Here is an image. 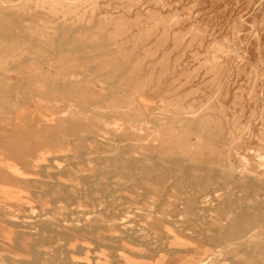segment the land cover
<instances>
[{
  "label": "rangeland",
  "instance_id": "374dc122",
  "mask_svg": "<svg viewBox=\"0 0 264 264\" xmlns=\"http://www.w3.org/2000/svg\"><path fill=\"white\" fill-rule=\"evenodd\" d=\"M170 151L163 195L142 174ZM263 183L264 0H0V264H239Z\"/></svg>",
  "mask_w": 264,
  "mask_h": 264
},
{
  "label": "bare ground",
  "instance_id": "6f19581e",
  "mask_svg": "<svg viewBox=\"0 0 264 264\" xmlns=\"http://www.w3.org/2000/svg\"><path fill=\"white\" fill-rule=\"evenodd\" d=\"M65 7V6H64ZM56 38V37H55ZM13 39V38H12ZM57 42V41H56ZM61 44H63V43H61ZM47 45V44H46ZM57 46H59V45H57ZM80 46V45H79ZM78 47V46H77ZM68 48V47H67ZM49 49V48H48ZM45 50V49H44ZM73 50V49H72ZM24 52V51H23ZM32 52V51H31ZM31 56H29V58H30ZM33 57V56H32ZM36 58V57H35ZM96 59V58H95ZM22 61H26V58L24 57V58H22L21 59ZM16 66V65H15ZM70 67V66H69ZM90 67V66H89ZM13 68V67H12ZM4 70V69H3ZM37 71V70H36ZM4 72V71H3ZM105 73V72H104ZM4 74V73H3ZM74 74V73H73ZM99 74V73H98ZM6 76V75H5ZM73 78V77H72ZM113 85V84H112ZM61 87V86H60ZM120 87V86H119ZM23 89V88H22ZM37 93V92H36ZM262 94V93H261ZM106 96V95H105ZM17 99V98H16ZM24 100V99H23ZM2 101V100H1ZM208 101V100H207ZM21 102V101H20ZM10 104V103H9ZM48 104H50V103H48ZM80 105V104H79ZM83 105V104H82ZM89 106V105H88ZM91 106V105H90ZM71 107V106H70ZM74 107V106H73ZM83 107V106H82ZM117 107V106H116ZM89 108V107H88ZM95 108V107H94ZM63 109V108H62ZM67 109V108H66ZM66 109H65V111H66ZM113 109V108H112ZM119 109V108H118ZM70 110V109H69ZM74 110V109H73ZM65 111H63V112H65ZM68 111V110H67ZM118 111H121V110H118ZM190 111H192V110H190ZM189 111V112H190ZM77 112V111H76ZM129 112V111H128ZM131 112V111H130ZM188 112V111H187ZM194 112V111H193ZM68 113V112H67ZM69 113H70V111H69ZM68 113V114H69ZM87 113H89V112H87ZM115 113V112H114ZM123 113H125V114H128L126 111H123ZM144 114V113H143ZM95 115V114H94ZM117 115V114H116ZM122 115V114H121ZM125 116V115H124ZM142 116H144V115H141V117ZM190 116H192V114L190 115ZM101 117V116H100ZM127 117V116H126ZM134 117H136V116H130L129 115V117H128V119H129V121L128 122H130L131 123V126H135L136 125V120L134 119ZM95 119V118H94ZM206 119V118H205ZM85 120V119H84ZM96 121V120H95ZM190 121V120H189ZM191 121H193V120H191ZM197 121H200V119H198ZM202 121H203V117H202ZM102 122V121H101ZM107 122V121H106ZM201 122V121H200ZM203 122H205V120L203 121ZM203 122H201V125H202V123ZM183 123V122H182ZM185 123H187V122H185ZM184 124V123H183ZM193 124V123H192ZM80 125V124H79ZM188 125V124H187ZM204 125V124H203ZM157 126V125H156ZM200 126V124L197 126V127H199ZM205 126V125H204ZM207 126V125H206ZM187 127V126H186ZM194 127V126H193ZM96 128V127H95ZM200 128V127H199ZM84 129V128H83ZM190 130H191V128H190ZM108 131V130H107ZM194 131V130H193ZM190 132V131H189ZM105 133V132H104ZM110 133H112V132H110ZM197 133V132H196ZM84 134V133H83ZM90 135H92V134H90ZM92 137H94V136H92ZM184 138H185V136H184ZM70 139H72V138H70ZM74 139V138H73ZM76 139H78V138H76ZM89 139H92V138H89ZM104 139V138H103ZM186 139V138H185ZM8 140V139H7ZM118 141H121V143L123 144V145H125L126 147H128V149H130L131 148V141H129V139H125V138H123V139H121V140H118ZM123 141H127V142H123ZM129 141V142H128ZM183 141H185V140H183ZM182 141V142H183ZM71 142H72V140H71ZM74 142V141H73ZM187 142V141H186ZM188 143V142H187ZM186 143V144H187ZM7 144V143H6ZM179 144H181V143H179ZM184 144V143H183ZM123 145H122V147H123ZM167 145V144H166ZM182 146V145H181ZM184 146V145H183ZM188 147V146H187ZM119 148V147H118ZM181 148L182 147H180V148H178V149H180L181 150ZM165 149V148H164ZM163 149V150H164ZM176 149V148H175ZM103 150V149H102ZM117 150V149H116ZM120 150V149H119ZM123 150H124V148H123ZM173 151H174V149H172ZM180 150H178V151H180ZM185 150V149H184ZM118 151V150H117ZM176 151H177V149H176ZM183 151V150H182ZM187 151V150H186ZM193 151H194V149H193ZM193 151H189V152H191L192 154L190 155V156H192L193 155ZM113 152V151H112ZM112 152H111V156H112ZM121 152L122 153H120L119 151H118V154L120 153V154H124L123 152L124 151H122L121 150ZM104 153V152H103ZM116 153V152H115ZM127 153V152H126ZM182 153V152H181ZM188 153V152H187ZM195 153V152H194ZM55 154V153H54ZM117 154V153H116ZM115 154V155H116ZM117 154V155H118ZM119 154V155H120ZM167 156H164V157H162V159L160 160V161H153V163L151 164L152 166L147 170V172H145L146 173V175H143L142 174V176H145V178H147L153 185H154V189L156 190V191H158V192H161L163 195H166V194H168L169 193V191H170V189H171V187H170V185L172 184L173 185V183H175L174 181L176 180V179H178V178H183V175L182 174H177L176 173V171H174V169H173V166H178L179 168H181V170H182V168L187 164V162L188 161H184V160H182L181 158H180V154L179 155H177V152H176V154L174 153V152H171L170 151V153H165ZM185 154V153H184ZM196 154V153H195ZM228 154H230V153H228ZM60 155V154H59ZM114 155V154H113ZM114 155V156H115ZM124 156H126L125 154H124ZM194 156V155H193ZM198 155H196L195 157H197ZM83 157V156H82ZM107 157V156H106ZM117 158H119V160H120V157H118V156H116ZM184 158H185V156H183ZM86 158V157H85ZM101 158V157H100ZM102 158H103V156H102ZM101 158V159H102ZM113 158V157H112ZM116 158V159H117ZM126 159H127V157H125ZM124 158V159H125ZM53 159H54V157H53ZM61 159H63V158H61ZM99 159V158H98ZM104 159V158H103ZM109 159V158H108ZM110 159H111V157H110ZM115 159V158H114ZM126 159H125V161H126ZM52 161V160H51ZM124 161V162H125ZM138 161H140L139 159H137V160H135V158H132V157H128V160H127V162H128V165L130 166V167H138L139 166V163H138ZM142 161V160H141ZM192 161H193V159H192ZM107 163H109V162H107ZM122 163V162H121ZM45 164V163H44ZM147 165H149V164H147ZM190 165V164H189ZM213 165V164H212ZM187 166V169H188V165H186ZM165 167H166V169H165ZM192 167H194V166H192ZM197 169H199L201 172L200 173H198L197 175H195L194 176V173H192V172H190V173H192V174H188L189 172H187L186 174L189 176V178H191V179H194V180H196L197 181V183L199 184V188H193V191L192 190H190L191 192H189L187 195H183V197L181 198L182 199V203H184L185 205H186V207H187V209H192V211L193 210H195V212H197L198 214H203L204 216H201V219H202V221H203V219L205 218V214H207L208 215V213H209V208L210 207H212L213 205H215V204H213V202H211L213 205H210V207L208 206V195H207V187H210L212 184L211 183H209L208 182V177H209V171H210V169L209 168H207L208 166H204V165H200V164H198V165H196L195 166ZM140 168V167H139ZM144 168H147V167H145L144 166ZM143 168V169H144ZM186 168V167H185ZM191 168V167H190ZM217 168V167H216ZM140 169H142V167L140 168ZM159 170H161L162 171V173H160V172H158ZM131 171V170H130ZM184 171V170H183ZM210 172H212V170L210 171ZM217 172V171H216ZM234 172H235V168H234V165H233V163H230V167H229V170H227V172H223L222 174H220V178H229V177H232L233 175H234ZM214 173V172H213ZM138 174V173H137ZM114 175V174H113ZM212 175V174H211ZM211 175H210V177H209V179L211 178ZM176 176V177H175ZM216 176V175H215ZM239 176V175H238ZM214 177V176H213ZM242 177V176H241ZM99 178V177H98ZM171 179V182H170V184L169 185H167V184H165V180L166 179ZM218 178V177H217ZM236 178V177H235ZM234 179V178H233ZM239 179H240V176H239ZM172 180H174L173 182H172ZM189 180V179H188ZM216 180V179H215ZM220 180V179H219ZM144 181V180H143ZM177 181V180H176ZM181 181V180H180ZM184 180H182V182H181V184H183L184 182H183ZM225 181V180H224ZM228 181H229V179H228ZM186 182V181H185ZM193 182V181H192ZM216 182V181H215ZM219 183H220V181H218ZM232 182V181H231ZM235 182H236V180H235ZM123 183V182H122ZM223 183V182H222ZM221 183V185L222 186H224L225 187V185H223ZM180 184V183H179ZM215 184V183H214ZM213 184V185H214ZM218 184V183H217ZM216 184V185H217ZM225 184H226V182H225ZM233 184V183H232ZM252 184V183H251ZM253 184H254V182H253ZM184 186H182L183 188L185 187V183L183 184ZM237 184H235V185H233L234 187L236 186ZM257 185V184H256ZM263 186H264V183L262 184ZM261 185V186H262ZM177 186H179V185H177ZM219 186V185H218ZM260 186V185H259ZM70 187V186H69ZM180 187V186H179ZM178 187V188H179ZM192 187V186H191ZM213 187V186H212ZM220 187V186H219ZM224 187H222V188H224ZM233 187V188H234ZM248 188H249V186H247ZM108 188V187H107ZM149 188V187H148ZM232 188V189H233ZM188 189V188H187ZM190 189H192V188H190ZM194 189H196V190H194ZM210 189V188H209ZM212 189V188H211ZM220 189V188H219ZM235 189V188H234ZM234 189L233 190H231V191H234ZM238 189V188H237ZM147 190H149V189H147ZM180 190H183V189H181L180 188ZM221 190V189H220ZM247 190V189H246ZM149 191H151V190H149ZM186 191V190H185ZM236 191V190H235ZM230 192V191H229ZM155 193V192H154ZM211 193H214V192H211ZM226 193V195H227V192H225ZM232 193V192H231ZM230 193V194H231ZM238 192L236 191V194H237ZM234 194V193H233ZM262 194V193H261ZM229 195V194H228ZM227 195V196H228ZM263 195V194H262ZM72 196V195H71ZM110 196V195H109ZM157 196V195H156ZM160 196V195H159ZM210 196H211V194H210ZM224 196V195H223ZM230 196H232V195H230ZM239 196V195H238ZM213 197V196H212ZM229 197V196H228ZM236 197H237V195H236ZM235 196H234V198H231V199H234V201L233 202H235V198H236ZM244 197H245V195H244ZM249 197V196H248ZM167 198V197H166ZM214 198V197H213ZM240 198H243L242 196L240 197ZM247 198V197H246ZM246 198H243V199H246ZM141 199V198H140ZM164 199V198H163ZM211 199V198H210ZM215 200V199H214ZM214 200H212V201H214ZM224 201H222V202H225V200H227V199H223ZM238 200H239V198H238ZM250 200V199H249ZM74 201V200H73ZM228 201V200H227ZM226 201V202H227ZM244 201V200H243ZM221 202V201H220ZM246 202V201H245ZM181 203V204H182ZM232 203V202H231ZM227 204V203H226ZM229 205H230V202L228 203ZM227 204V205H228ZM240 204V203H239ZM183 205V204H182ZM222 205H225V204H223L222 203ZM229 205H228V207H229ZM232 206L233 205H235V206H237L236 205V203L234 204H231ZM226 206V205H225ZM239 206V208H236V209H240L239 210V212H238V214L241 216H243V217H241L240 218V220L242 219V220H246V223H247V226H248V229H249V233L247 234V236L246 237H242V238H238L237 237V235H235V239H230V240H232V243H231V246H234V247H236L237 248V250H238V252H239V254H240V258L238 259L239 261V264H264V226H258V227H255V226H253V224H251L252 223V221H263L264 220V196H261L260 198H258V199H256L254 202H247L246 204H245V206H243V205H238ZM231 207V206H230ZM234 207V206H233ZM216 207H214V209H215ZM227 208V207H226ZM213 209V207H212V211L214 210ZM235 209V208H234ZM98 210V209H97ZM177 210V209H176ZM220 210V209H219ZM231 210H232V207H231ZM230 210V211H231ZM215 211V210H214ZM146 212V211H145ZM232 212H233V210H232ZM231 212V213H232ZM95 213H97V211L95 212ZM94 213V214H95ZM223 213L224 212H222V215H223ZM231 213H229L230 215H231ZM234 213H236L237 214V212H235V210H234ZM70 214V213H69ZM176 214H178V213H176ZM193 214V213H192ZM211 215H212V213H210ZM225 214V213H224ZM237 214V215H238ZM45 215V214H44ZM96 215H98V214H96ZM195 215V214H194ZM218 215H221V214H218ZM226 215H228V214H226ZM235 215V214H234ZM164 216V215H163ZM166 216V215H165ZM40 216H38V218H39ZM115 217V216H114ZM177 217V216H176ZM222 217H224V218H226L225 216H222ZM233 217V216H232ZM1 218H2V216H1ZM21 218V217H20ZM41 219H42V216L40 217ZM88 219H89V217H87ZM98 218V217H97ZM184 218V217H183ZM221 218V217H220ZM33 219H35V218H33ZM44 220H45V218H43ZM42 219V220H43ZM228 219V218H227ZM231 219V218H230ZM235 219H236V217H235ZM235 219H234V223H235ZM238 219V218H237ZM237 219H236V221H237ZM38 220V219H37ZM69 220V219H68ZM97 220V219H96ZM111 220V219H110ZM174 220V219H173ZM178 220V219H177ZM21 221V220H20ZM119 221V220H118ZM222 221H223V219H222ZM224 221H226V219H224ZM223 221V222H224ZM228 221V220H227ZM233 220H231V222H232ZM72 222V221H71ZM79 222V221H78ZM137 222V221H136ZM81 223V222H80ZM119 223V222H118ZM237 224H238V222H236ZM62 224H63V222H62ZM74 224V223H73ZM82 224V223H81ZM121 224V223H120ZM66 225V224H65ZM79 225V224H78ZM241 226V225H240ZM218 230H220L219 228H217ZM217 232V231H216ZM215 232V233H216ZM228 233V232H227ZM231 234V233H230ZM233 234V233H232ZM221 235V234H220ZM225 235V234H224ZM223 235V236H224ZM223 236H221V237H223ZM226 236V235H225ZM40 237H41V235H40ZM216 237H217V235H216ZM232 237V236H231ZM220 238V237H219ZM226 238V237H225ZM224 238V239H225ZM233 238V237H232ZM16 239V238H15ZM213 239V238H212ZM230 240H226V242L227 241H229V243H230ZM214 241V240H213ZM223 241H225V240H223ZM221 242H222V240H221ZM229 243H227V244H229ZM230 245V244H229ZM226 246H228V245H226ZM66 249V248H65ZM225 251V250H224ZM215 253V252H214ZM59 254V253H58ZM220 254V253H219ZM60 256V255H59ZM55 257H57V256H55ZM64 257V256H63ZM232 257V256H231ZM59 259V258H58ZM127 259V258H126ZM207 260H208V257L206 258ZM205 259V260H206ZM206 260V261H207ZM51 261H52V258H51ZM130 261V259H127V262L128 263H131V262H129ZM204 261V260H203ZM54 262V261H53ZM55 263V262H54ZM203 263H205V262H203ZM35 264V263H34ZM199 264H200V262H199ZM201 264H202V261H201ZM206 264V263H205Z\"/></svg>",
  "mask_w": 264,
  "mask_h": 264
},
{
  "label": "crops",
  "instance_id": "0c3cea01",
  "mask_svg": "<svg viewBox=\"0 0 264 264\" xmlns=\"http://www.w3.org/2000/svg\"><path fill=\"white\" fill-rule=\"evenodd\" d=\"M125 264H169V262H162V259L151 260L149 258L135 257L131 259V263L125 262Z\"/></svg>",
  "mask_w": 264,
  "mask_h": 264
}]
</instances>
